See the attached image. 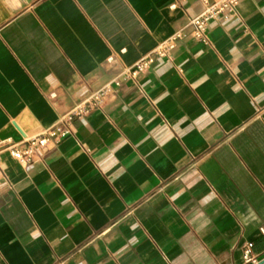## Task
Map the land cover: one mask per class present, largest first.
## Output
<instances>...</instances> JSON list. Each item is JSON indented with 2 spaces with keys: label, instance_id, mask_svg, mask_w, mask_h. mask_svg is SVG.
I'll list each match as a JSON object with an SVG mask.
<instances>
[{
  "label": "crops",
  "instance_id": "crops-1",
  "mask_svg": "<svg viewBox=\"0 0 264 264\" xmlns=\"http://www.w3.org/2000/svg\"><path fill=\"white\" fill-rule=\"evenodd\" d=\"M173 3L0 0V264H247V243L264 263V0L208 44L190 37L201 0ZM106 87L59 143L13 157Z\"/></svg>",
  "mask_w": 264,
  "mask_h": 264
},
{
  "label": "built area",
  "instance_id": "built-area-1",
  "mask_svg": "<svg viewBox=\"0 0 264 264\" xmlns=\"http://www.w3.org/2000/svg\"><path fill=\"white\" fill-rule=\"evenodd\" d=\"M187 0H174L172 7H182ZM242 0H201L203 3L202 12L189 18V24L192 26L191 39L209 43L208 30L213 20L228 19L238 14V9ZM187 38L183 31H179L169 40L162 43L153 54L143 58L134 67L126 71V76L135 78L139 74L147 71L154 63L157 57L171 59L172 52L178 40ZM118 85V84H117ZM111 92L109 87L94 92L84 104L78 106L68 115L62 118L56 125L50 128L44 134L23 141L20 144L8 146L9 151L15 159L20 162H33L39 152L47 151L53 144L59 143L64 137L70 134V125L74 118H82L94 111L102 110L103 105ZM0 147L4 148L3 143ZM260 234L264 238V226L260 228ZM244 260L247 264L253 261V245L247 243L244 246Z\"/></svg>",
  "mask_w": 264,
  "mask_h": 264
},
{
  "label": "water",
  "instance_id": "water-1",
  "mask_svg": "<svg viewBox=\"0 0 264 264\" xmlns=\"http://www.w3.org/2000/svg\"><path fill=\"white\" fill-rule=\"evenodd\" d=\"M262 264H264V263H262Z\"/></svg>",
  "mask_w": 264,
  "mask_h": 264
}]
</instances>
